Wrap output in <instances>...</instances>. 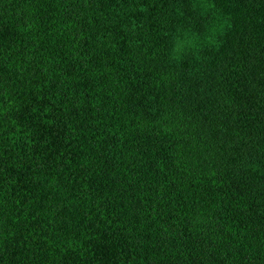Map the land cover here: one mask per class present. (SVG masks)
I'll return each mask as SVG.
<instances>
[{
	"label": "trees",
	"instance_id": "16d2710c",
	"mask_svg": "<svg viewBox=\"0 0 264 264\" xmlns=\"http://www.w3.org/2000/svg\"><path fill=\"white\" fill-rule=\"evenodd\" d=\"M0 264H264V0H0Z\"/></svg>",
	"mask_w": 264,
	"mask_h": 264
}]
</instances>
